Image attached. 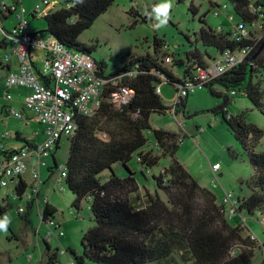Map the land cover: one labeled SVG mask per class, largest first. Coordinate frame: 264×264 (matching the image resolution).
<instances>
[{"label":"trees","instance_id":"1","mask_svg":"<svg viewBox=\"0 0 264 264\" xmlns=\"http://www.w3.org/2000/svg\"><path fill=\"white\" fill-rule=\"evenodd\" d=\"M217 1L210 0L215 10L219 5ZM225 1L232 7L236 18L245 22L256 19L262 13L254 11L253 7L264 5L261 0ZM11 2L16 7L24 6L27 9L23 0ZM113 3L114 0H65L59 8L43 15L46 27L38 31L51 35L70 50L91 54L92 47L80 42L79 36ZM37 4L30 11L34 18L39 16L37 12H33ZM40 4L44 7L43 1ZM189 8L195 14L199 11L194 3ZM13 12L10 9V13L3 17V26L7 31L5 19L13 15ZM128 13L133 17L138 16L133 8ZM146 17L141 16V21L145 22ZM139 21L134 17L131 26ZM201 22L195 41L184 52V57H172V63L175 61V64L185 67L183 74L176 73L165 65L164 56L166 58L168 54L163 56L159 52L166 44L163 43V38L156 37L154 54L129 53L127 62L107 74L108 77L118 76L117 80L133 91L128 104L117 105L113 101L112 95L117 86L109 83L104 88L101 106L95 114L75 115L77 128L72 135H67L71 141L68 159L64 164L67 174L61 177L60 169L57 180H66L69 189L75 194L73 204L77 208H80L84 198L90 201L94 225L83 234L81 253L77 254L72 250L76 256V259H72L74 264H84L87 261L96 264H255L253 258L256 241L251 239V235L245 234L241 225L230 222L224 205L217 203L216 194L202 186L177 158L176 153L184 136L172 130L156 128L151 123L153 113L171 112L170 105L156 91L157 84L165 81L174 86L175 83L193 79L200 69L209 67L223 52L240 53L243 47L252 42L250 39L233 37L228 29L213 28L205 19ZM263 42L264 39L256 42L251 52L233 69L205 85L211 94L223 99L211 110L222 115V120L236 140L248 152L253 166V175L249 181L250 194L237 197L239 212L245 211L251 215L257 213L262 216L261 219H264V152L256 151L255 147L264 136V129L246 122L242 113H230L229 104L233 97L244 95L264 113L263 89L254 80L259 71H264V49L257 54ZM8 45L11 43L6 38H0V49H6ZM7 55L11 56L8 61ZM15 60L18 64L12 48L11 52L7 51L4 58L0 59V65L10 67ZM98 64L101 72H104V63L98 61ZM36 69L41 79L48 82L49 78L40 69ZM216 85L224 88H215ZM232 91L236 95H232ZM189 95L176 105L178 110L185 112ZM42 132L44 137L40 142L31 138L24 139V144L18 148H34L45 139L44 128ZM103 133L107 138L101 136ZM148 133H152L154 141L164 151L163 155L154 154L147 147L150 141ZM61 140L62 138L56 142L49 154L53 156V165L48 166L50 175L58 167L55 151L60 147ZM15 151V148L5 149L3 156L8 158ZM135 154L146 170V173L142 171L145 177L152 173V169L158 166L163 157H171L168 166L152 174L156 187L164 191L166 199L157 190L154 193L146 191V195L142 197L137 172L129 164ZM36 158L37 155L34 154L29 159L34 162ZM115 163L122 164L124 174L119 175L114 170ZM107 169L110 170V176L102 181L100 175ZM20 177L16 191L18 198L22 199L28 184L23 176ZM43 183L42 179L38 195L27 202L28 210L23 217L28 223H31L33 203L42 199L44 201V197L48 196H40ZM0 212L4 215L6 208L0 206ZM56 212L55 206L49 201L45 202L43 222L52 217L54 219ZM57 223L62 230L61 223ZM53 227L57 237L65 234L63 230L64 234L58 235L59 229ZM46 245L47 251L50 250L48 243ZM64 251L68 252L67 249ZM178 257L180 261L177 260ZM57 262L58 251H54L50 254L48 263Z\"/></svg>","mask_w":264,"mask_h":264},{"label":"rangeland","instance_id":"2","mask_svg":"<svg viewBox=\"0 0 264 264\" xmlns=\"http://www.w3.org/2000/svg\"><path fill=\"white\" fill-rule=\"evenodd\" d=\"M6 1L10 2L12 0ZM42 1L23 0L28 9L26 17L30 21L31 28L35 31L46 27L43 16L34 18L30 12L35 4ZM49 1L51 2L50 11L59 8L65 0ZM261 1L264 2V0ZM163 2L170 4L166 14L167 23L158 27L157 21L152 15V7ZM217 2L221 5L226 1L218 0ZM191 3L198 7L197 14L189 8ZM131 8L138 12V16L134 17L140 20L139 23L133 26L131 25L134 17L128 13ZM261 9L264 11V5ZM214 11L215 7L210 4V0H114L109 9L79 36V41L92 47L91 55L97 61L104 63V71L109 74L115 67L129 60V53L136 55L154 54L156 37L163 38V43L166 44L161 48L159 54L164 56L166 53L173 58L175 56V59L184 57V52L190 49L191 42L195 41L202 25V19H205L206 23L213 28L223 26V29L230 30L233 37H236L234 35L236 33L235 21L230 20V15L233 12L232 7L229 5V9H223L219 11V14H215ZM141 16H147L145 22L141 21ZM5 21L8 26L7 29L10 31L17 22L14 14ZM243 23L256 36L262 34L260 40L264 39V33L259 28L256 19L249 22L243 20ZM201 48H203L202 45ZM5 52L4 49H0V59L4 58ZM165 65L179 74H183L185 69L184 66L175 64V61L173 63L165 61ZM40 67L45 68L44 60L40 61ZM6 77L7 75L5 79ZM5 79L0 78V110L2 104L10 103L11 100L5 94ZM254 80H257L259 87L263 89L264 95V71H259ZM215 88L224 87L216 85ZM161 94L164 102L170 105L171 112L153 113L151 116L152 125L178 132L184 136L176 153L177 158L202 186L208 187L216 194L217 203L224 205L225 213L230 222L233 225H241L245 234L252 236L251 239L257 243V247L254 249L253 261L255 264H263L264 219H261L262 216L257 213L251 215L245 211L239 212L238 209L237 197L247 196L251 192L249 181L253 175V166L249 154L222 120V115L211 110L219 105L223 99L211 94L207 86L197 87L189 95L185 112H183L181 109L178 110L176 106H171L176 97V89L170 82L163 81ZM233 98L232 103L229 104V112L235 115L242 113L246 122L264 129V113L258 110L250 99L244 95L239 94ZM17 110H21L20 106H17ZM25 119V117L20 118L13 113L2 114L0 112V130H7L13 135L16 130L21 131L23 134H32L35 129L40 128V125L35 122L25 125V122H27ZM148 136L150 141L147 147L151 148L154 154L163 155L164 151L156 144L152 133H148ZM70 146L69 137L63 135L60 147L55 151L58 167L54 169V173L50 175L48 171V166L53 165L52 155L42 158V161L47 162L48 165H43L40 169L44 181L41 193L42 195H48L50 203L56 207L57 212L54 219L61 223L65 234L61 237L47 235L49 228L42 220V212L38 211L37 203L31 213L32 223L26 222L22 214L18 213V207H26L28 192L23 195L22 199H19L13 195L11 187H8L6 189L11 191V195L9 202H6V212L4 215L0 212V220H3L4 217L8 219L6 230L0 229V264H51L48 263V259L54 251H58L57 264H69L70 260L76 259L72 250H75L77 254L81 253L83 234L89 227L94 225L90 201L84 198L80 208H77L73 204L75 194L69 189L66 180L60 182L57 180L61 166L66 164L68 159ZM255 150L264 152V136L260 139ZM170 160V156L163 157L158 166L152 169V173H148L145 177L142 172L145 171L146 173L145 168L139 163L137 154L133 156L129 164L137 172L142 197L146 195V191L154 193L157 190L163 198H167L164 191L156 187L152 174L162 171L164 167L169 165ZM216 162H219L222 167L214 174L212 166ZM113 168L119 175L125 173V168L121 163H115ZM109 176L110 170L108 169L100 175L102 181L107 180ZM25 177L28 178V181H31L30 174H25ZM30 190L28 188L27 191ZM228 194H231V199ZM44 206L45 203L42 202V211ZM234 209L235 211L232 212ZM46 243L50 246L48 251ZM65 249L68 252L64 251ZM177 260L180 261L179 257ZM84 264L96 263L87 261ZM179 264L183 263L179 262Z\"/></svg>","mask_w":264,"mask_h":264},{"label":"built area","instance_id":"3","mask_svg":"<svg viewBox=\"0 0 264 264\" xmlns=\"http://www.w3.org/2000/svg\"><path fill=\"white\" fill-rule=\"evenodd\" d=\"M43 3L44 7L39 3L33 10L39 16L49 12L51 2L43 0ZM261 7H253V10L262 12L256 21L264 33V11ZM10 9L14 11L13 14L17 22L11 31H7L3 26V17L10 13ZM223 9H229L227 2L219 5L214 13L219 14V11ZM26 15L27 9L24 6L16 7L11 1L0 0V30L4 32V38L11 43L13 54L18 58V69L9 70L5 79L6 97L12 98L10 90L14 86L30 88L31 92L25 99L26 107L34 112V118L43 125L45 131V139L34 148L16 147V151L9 154L8 158L3 156L0 159V190L11 185L15 187V197H18L16 188L19 187V178L29 172L33 185L30 191L24 192V195L28 192L27 200L30 201L34 195H38L40 190L42 182L40 169L47 164L42 161V158L51 153L54 145L63 135L73 134L77 128L75 115L91 116L95 114L101 106L104 88L109 83L117 86V90L112 95L113 101L117 105L128 104L133 97V91L127 85L121 84L117 80L118 76L108 77L105 71L101 72V66L91 54L70 50L51 35L33 30ZM230 20L235 21L236 33L234 35L241 39H250L252 41L250 45L243 47L240 53L223 52L211 63V67L199 70L193 79L175 83L176 97L171 106H176L182 98L191 94L197 87H204L205 84L219 77L228 69H233L251 52L256 42L262 37V34L256 36L252 33L242 20L236 18L233 12L230 15ZM218 27L219 30L223 29V26ZM36 49H42L46 53L45 68L41 71L49 78L48 82L41 79L35 67L32 51ZM10 57L7 55L6 61ZM165 61L172 62V56H166ZM162 84L163 81L156 85V91L160 94L162 93ZM231 94L236 95L234 91ZM8 110L17 117H24L13 107H9ZM101 136L107 138L104 133ZM34 154L37 155V158L31 162L29 158ZM220 168L219 162L212 166L214 172ZM60 169L61 177H65L67 174L65 165H62ZM228 197L231 199V194H228ZM49 198V196H45L44 201L48 202ZM235 202L237 203V201ZM234 211L235 209L232 212ZM18 212H25V207H18ZM45 224L49 228L47 235L57 236L53 226L59 229L58 235L64 234L55 219H46ZM69 264H74V262L70 260Z\"/></svg>","mask_w":264,"mask_h":264},{"label":"crops","instance_id":"4","mask_svg":"<svg viewBox=\"0 0 264 264\" xmlns=\"http://www.w3.org/2000/svg\"><path fill=\"white\" fill-rule=\"evenodd\" d=\"M6 27H8V26L6 25ZM0 33H1L0 38H4V32H2L0 30ZM4 50L6 52L7 51L11 52L12 51L11 45H8L7 48L4 49ZM32 55H33V58H34V62H35L36 67L38 69L42 70V67H40V61H43L44 60V57L46 55L45 51L37 50L36 49V50H33L32 51ZM14 62L15 63L12 66H10V67H5V68L2 67V66L0 67V78L3 77V80H4L5 79V76L8 75V71L9 70H15L18 67V64H16V60ZM3 83H4V81H3ZM10 92L12 94L11 100L9 99L10 100V103H7V104L4 103V104H2L1 105L0 112L2 114H5V113L9 114V113H11L8 110L9 107H13V108H15V110H17V106H20L21 110H17V111L21 112L24 115V117L26 118L25 120L27 122H25V125H28L31 122H35V123H37V124L40 125V128L35 129V131L32 134H27V133L26 134H23V133H21V131L16 130L13 135H12L11 132H9L7 130L6 131L0 130V150H1V152H0V159L3 157V153H4L5 149L8 150V149H12V148H16V147L21 146L22 144H24V139L31 138V139H33L36 142H40L43 139V137H44L43 136L44 134L42 132L43 125L36 121V119L34 118V112L32 110L28 109L26 107V104H25L26 96L31 92V89L28 88V87H25V86H17L15 88H12L10 90ZM156 128H161V127H156ZM38 137H40V138H38ZM2 145H4V146H2ZM27 173L29 174V172H27ZM27 173H25V174H27ZM25 174H24L23 177H24L25 182L28 184L27 189H26V190H28V188L31 189V186L33 185V183H31L32 180L31 181H28V178L25 177ZM30 178H31V176H30ZM8 187H11L12 193L15 196V187H13L11 185L10 186H7V187H3L0 190V206H2V207H6V202L7 201L9 202V198H10V195H11L10 192L11 191L9 189H6ZM41 192L42 191H40V196L41 197L42 196H45V195H42ZM16 198H18V197H16ZM49 200H50V198H49ZM27 202H28V200L26 201V207H27ZM42 202H44L43 199L40 200L38 203L36 202L37 203V207H38V211H40V212H43L42 211V208H41ZM36 203H33L32 209L30 211L31 213H32V211H33ZM49 203H50V201H49ZM51 205H53V204H51ZM26 207H25V212L21 213L22 216H24L25 213L28 210V207L27 208ZM31 213H30V221L32 223ZM263 264H264V262H263Z\"/></svg>","mask_w":264,"mask_h":264},{"label":"clouds","instance_id":"5","mask_svg":"<svg viewBox=\"0 0 264 264\" xmlns=\"http://www.w3.org/2000/svg\"><path fill=\"white\" fill-rule=\"evenodd\" d=\"M170 7V4L167 2L158 3L152 7V15L157 21V26H161L167 23L166 14ZM8 219L4 217L3 220H0V229L6 230Z\"/></svg>","mask_w":264,"mask_h":264},{"label":"water","instance_id":"6","mask_svg":"<svg viewBox=\"0 0 264 264\" xmlns=\"http://www.w3.org/2000/svg\"><path fill=\"white\" fill-rule=\"evenodd\" d=\"M263 49H264V42L261 44V46H260V48H259L257 54H259Z\"/></svg>","mask_w":264,"mask_h":264}]
</instances>
